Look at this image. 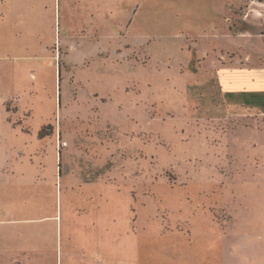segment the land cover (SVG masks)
I'll return each instance as SVG.
<instances>
[{"label":"rangeland","instance_id":"374dc122","mask_svg":"<svg viewBox=\"0 0 264 264\" xmlns=\"http://www.w3.org/2000/svg\"><path fill=\"white\" fill-rule=\"evenodd\" d=\"M247 2L0 0V264H264Z\"/></svg>","mask_w":264,"mask_h":264},{"label":"crops","instance_id":"0c3cea01","mask_svg":"<svg viewBox=\"0 0 264 264\" xmlns=\"http://www.w3.org/2000/svg\"><path fill=\"white\" fill-rule=\"evenodd\" d=\"M3 212H4V211H3ZM2 215H3V214H2L1 209H0V224H1V225L4 226L7 222H9V223H10V222H15L14 220H10V219H7V220L5 221V220H4L5 218H4V216H2ZM3 218H4V219H3ZM9 225H10V224H9ZM251 231L254 232V233H256V234H257V237H258V238H251V239H262V240L264 239V234L262 235V234H261V231L257 230L255 227L252 228ZM224 234H228V233L225 232ZM3 239H10V238H9V237H6V236H4V235H2V232H1V234H0V248L3 247V246H1V244H2V242H3ZM3 250L5 251L6 249L3 248ZM3 250H2V251H3ZM263 257H264V256H263ZM262 259H264V258H262Z\"/></svg>","mask_w":264,"mask_h":264},{"label":"trees","instance_id":"16d2710c","mask_svg":"<svg viewBox=\"0 0 264 264\" xmlns=\"http://www.w3.org/2000/svg\"><path fill=\"white\" fill-rule=\"evenodd\" d=\"M253 1H255V0H248L247 4H249V3L253 2ZM261 1H262V0H261Z\"/></svg>","mask_w":264,"mask_h":264}]
</instances>
